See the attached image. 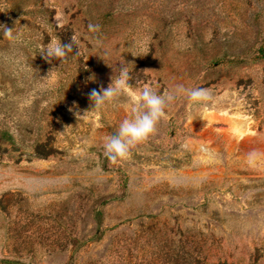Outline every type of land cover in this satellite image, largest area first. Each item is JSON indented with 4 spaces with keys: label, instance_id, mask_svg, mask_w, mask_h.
<instances>
[{
    "label": "rangeland",
    "instance_id": "374dc122",
    "mask_svg": "<svg viewBox=\"0 0 264 264\" xmlns=\"http://www.w3.org/2000/svg\"><path fill=\"white\" fill-rule=\"evenodd\" d=\"M10 1L0 264H264V0H29L19 15ZM72 1L80 15L62 12ZM71 38L61 65L40 54ZM122 67L129 87L92 110L90 91ZM177 85L211 99L193 109L181 94L147 141L107 160L139 91Z\"/></svg>",
    "mask_w": 264,
    "mask_h": 264
},
{
    "label": "clouds",
    "instance_id": "9594fccd",
    "mask_svg": "<svg viewBox=\"0 0 264 264\" xmlns=\"http://www.w3.org/2000/svg\"><path fill=\"white\" fill-rule=\"evenodd\" d=\"M89 28L96 31L99 26L90 25ZM15 33L16 28H8L6 25L0 24V34L5 38L14 41ZM90 39L93 40L95 46L101 45L98 38L90 37ZM74 46L77 48L76 41L72 38L68 43L56 41L43 47L40 54L49 62L53 58L58 59L61 65L68 60L69 53H72ZM76 55H78V51ZM107 65L112 66L111 64ZM88 79L94 80L95 77L90 76ZM128 82V69L122 67L112 76L111 83L106 88L92 89L89 93L92 110L112 103L129 87ZM181 94L186 95L193 109L211 99L209 92L202 88L187 89L182 85H177L166 93L160 94L151 87H143L134 97V103L130 106L131 117L125 118L119 123L115 134L104 138L102 144L104 157L112 163L126 159L135 147L147 141L156 132L157 124L166 115L167 107ZM76 115L78 117L79 113Z\"/></svg>",
    "mask_w": 264,
    "mask_h": 264
},
{
    "label": "trees",
    "instance_id": "16d2710c",
    "mask_svg": "<svg viewBox=\"0 0 264 264\" xmlns=\"http://www.w3.org/2000/svg\"><path fill=\"white\" fill-rule=\"evenodd\" d=\"M28 2H30L29 0H12L9 2V10L12 12V14L15 15H19L22 11L23 7L25 5L28 4ZM33 4L35 5H41L42 1L39 0H33L32 1ZM37 3V4H36ZM82 3L79 1H72L69 6L63 8V13H67V10H73L71 13V16H75V15H80L82 13ZM44 7H39V11L43 12ZM69 24H67L66 26H62V29H68ZM257 54L262 57L264 59V45L263 46H259L256 50ZM0 140L3 141H12V136L6 132H1L0 133Z\"/></svg>",
    "mask_w": 264,
    "mask_h": 264
}]
</instances>
